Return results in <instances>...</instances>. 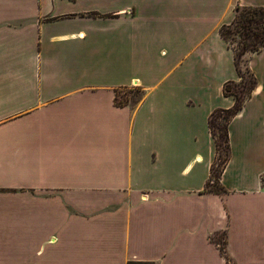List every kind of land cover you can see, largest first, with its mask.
Segmentation results:
<instances>
[{
  "label": "crops",
  "instance_id": "1",
  "mask_svg": "<svg viewBox=\"0 0 264 264\" xmlns=\"http://www.w3.org/2000/svg\"><path fill=\"white\" fill-rule=\"evenodd\" d=\"M238 6L264 0H0V264H230L220 231L264 264V49L205 190Z\"/></svg>",
  "mask_w": 264,
  "mask_h": 264
},
{
  "label": "trees",
  "instance_id": "2",
  "mask_svg": "<svg viewBox=\"0 0 264 264\" xmlns=\"http://www.w3.org/2000/svg\"><path fill=\"white\" fill-rule=\"evenodd\" d=\"M222 37L229 42L230 47L234 51L235 64L239 74V80L227 81L224 84L223 92L226 96L234 98L235 102L231 108H218L214 110L209 117V127L215 140L217 157L211 168V181L207 183L206 191L223 194L226 189L221 184L222 173L230 159V137L229 124L231 120L243 109L246 101L253 95V91L257 86V79L251 69L247 67L246 74L241 68V60L248 52H258L264 49V6H238L235 20L221 28ZM248 75L250 78H248ZM127 88L117 89L116 103L120 106L128 105L119 99L121 91ZM223 147L227 148L228 156L223 165L222 171L215 176V167L218 161H222ZM216 178L218 188L211 187ZM221 232V231H220ZM217 232V233H220ZM225 240L216 239L215 235L211 236L220 248L223 256L226 257L230 264H234L229 255L227 245V232ZM128 264H155L150 261H129Z\"/></svg>",
  "mask_w": 264,
  "mask_h": 264
},
{
  "label": "rangeland",
  "instance_id": "3",
  "mask_svg": "<svg viewBox=\"0 0 264 264\" xmlns=\"http://www.w3.org/2000/svg\"><path fill=\"white\" fill-rule=\"evenodd\" d=\"M241 68L244 71V73L246 74L247 71V67H249V58L248 56H244L241 60ZM248 78H250L248 75H246ZM119 99L123 102H127L128 104H131L133 106H136L141 99L144 96L143 91H141L140 89H137L136 87L134 88H128L125 89L124 91L120 92L119 95ZM228 156V151L226 147H223V153H222V161H218V164L215 167V176H217L219 174L220 171H222L223 165L225 163V160L227 159ZM211 187L213 188H218L217 183H216V178H214V182L211 184ZM215 235V234H214ZM216 239L220 240V241H224L225 240V233L222 231L220 233H217L215 235Z\"/></svg>",
  "mask_w": 264,
  "mask_h": 264
}]
</instances>
